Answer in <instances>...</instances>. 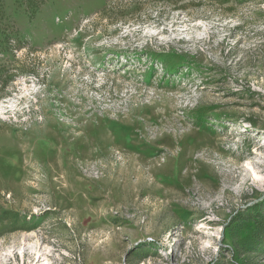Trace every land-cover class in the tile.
<instances>
[{
  "label": "rangeland",
  "instance_id": "rangeland-1",
  "mask_svg": "<svg viewBox=\"0 0 264 264\" xmlns=\"http://www.w3.org/2000/svg\"><path fill=\"white\" fill-rule=\"evenodd\" d=\"M264 0H0V264H264Z\"/></svg>",
  "mask_w": 264,
  "mask_h": 264
},
{
  "label": "trees",
  "instance_id": "trees-1",
  "mask_svg": "<svg viewBox=\"0 0 264 264\" xmlns=\"http://www.w3.org/2000/svg\"><path fill=\"white\" fill-rule=\"evenodd\" d=\"M250 239L252 240L253 244L251 245V247H249V250L252 252H256V247H253V245L255 244V242H263L264 241V226H262L261 224H259V226L257 225L256 228L252 231L251 235H250ZM264 250V248L262 249ZM258 251V250H257ZM213 264H236L235 262L228 260V261H214Z\"/></svg>",
  "mask_w": 264,
  "mask_h": 264
}]
</instances>
